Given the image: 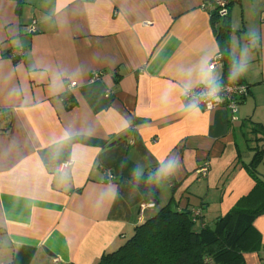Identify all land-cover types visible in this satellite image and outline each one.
Here are the masks:
<instances>
[{
	"label": "crops",
	"instance_id": "0c3cea01",
	"mask_svg": "<svg viewBox=\"0 0 264 264\" xmlns=\"http://www.w3.org/2000/svg\"><path fill=\"white\" fill-rule=\"evenodd\" d=\"M211 1L0 0V264H96L154 212L130 180L153 167L198 226L250 191L264 0H232L226 46ZM232 65L236 112L183 98ZM238 250L264 264V210Z\"/></svg>",
	"mask_w": 264,
	"mask_h": 264
},
{
	"label": "trees",
	"instance_id": "16d2710c",
	"mask_svg": "<svg viewBox=\"0 0 264 264\" xmlns=\"http://www.w3.org/2000/svg\"><path fill=\"white\" fill-rule=\"evenodd\" d=\"M222 18L211 12L216 38L221 46H226L230 28L226 17ZM221 80L241 83L237 67H225ZM247 169L253 187L212 226H198V213L186 206H173L172 195L165 204H159L157 167L134 175L130 180L139 192L140 203H152L151 208H156L151 215L136 218L132 233L116 248L103 252L96 264H243L238 243L251 228L255 216L264 210V178L251 163ZM166 179L172 184L171 177Z\"/></svg>",
	"mask_w": 264,
	"mask_h": 264
},
{
	"label": "built area",
	"instance_id": "2783aa9c",
	"mask_svg": "<svg viewBox=\"0 0 264 264\" xmlns=\"http://www.w3.org/2000/svg\"><path fill=\"white\" fill-rule=\"evenodd\" d=\"M232 0H212L205 4L209 11L216 12L219 17H226L228 14V6ZM214 63V62H213ZM247 94V86L242 83H217L212 86H197L186 89L183 93V98L201 106L203 109H211L214 107H224L232 112L237 111V106L240 100ZM1 116V111H0ZM208 164L204 163L198 167V172L201 175L206 174ZM109 181L112 175L107 171ZM152 203H141V208L152 207ZM140 213L138 218H142Z\"/></svg>",
	"mask_w": 264,
	"mask_h": 264
},
{
	"label": "rangeland",
	"instance_id": "374dc122",
	"mask_svg": "<svg viewBox=\"0 0 264 264\" xmlns=\"http://www.w3.org/2000/svg\"><path fill=\"white\" fill-rule=\"evenodd\" d=\"M248 68H251L250 63L248 64ZM250 96L251 94L247 98H249ZM247 108H249V106H246V109ZM249 110L250 113L248 115L251 116L252 111H254L253 104L252 106H250ZM243 118H247V117L243 116ZM250 133H248L247 138H251L252 140L249 142L251 145L255 146V170L257 174L258 175L260 174V177L263 178L264 176V87L256 84H255V131L254 132L252 131ZM164 195L165 196L168 195L167 190L165 191ZM205 209H209V207H207L206 205ZM212 221L213 219L209 217L208 222H212Z\"/></svg>",
	"mask_w": 264,
	"mask_h": 264
}]
</instances>
